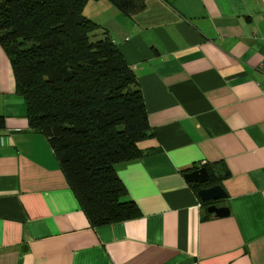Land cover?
Listing matches in <instances>:
<instances>
[{"label": "crops", "instance_id": "1", "mask_svg": "<svg viewBox=\"0 0 264 264\" xmlns=\"http://www.w3.org/2000/svg\"><path fill=\"white\" fill-rule=\"evenodd\" d=\"M84 15L143 92L153 135L116 166L140 215L91 224L0 45V264H264V0H147L132 17L89 0ZM203 166L229 215L186 179Z\"/></svg>", "mask_w": 264, "mask_h": 264}, {"label": "trees", "instance_id": "2", "mask_svg": "<svg viewBox=\"0 0 264 264\" xmlns=\"http://www.w3.org/2000/svg\"><path fill=\"white\" fill-rule=\"evenodd\" d=\"M88 1L0 0V45L30 126L48 139L91 224L99 226L140 215L116 166L142 157L140 142L153 132L138 79L108 33L99 37L101 27L84 15ZM108 1L132 17L147 0ZM206 168L207 185L220 184ZM191 184L197 192L203 186ZM202 202L206 209L213 203Z\"/></svg>", "mask_w": 264, "mask_h": 264}, {"label": "water", "instance_id": "3", "mask_svg": "<svg viewBox=\"0 0 264 264\" xmlns=\"http://www.w3.org/2000/svg\"><path fill=\"white\" fill-rule=\"evenodd\" d=\"M185 176L189 182H195L203 185L199 189L198 195L203 201L213 202L207 208L209 212H212L215 216L220 217L229 215L230 210L227 206L217 205L219 200L227 197V192L221 184L207 185L211 180V174L206 167H198L186 173Z\"/></svg>", "mask_w": 264, "mask_h": 264}, {"label": "built area", "instance_id": "4", "mask_svg": "<svg viewBox=\"0 0 264 264\" xmlns=\"http://www.w3.org/2000/svg\"><path fill=\"white\" fill-rule=\"evenodd\" d=\"M260 69L262 72H264V61L262 62V64L260 65Z\"/></svg>", "mask_w": 264, "mask_h": 264}]
</instances>
